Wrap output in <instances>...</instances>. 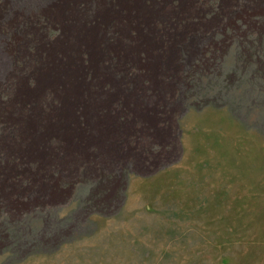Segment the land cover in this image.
Segmentation results:
<instances>
[{
  "label": "rangeland",
  "instance_id": "374dc122",
  "mask_svg": "<svg viewBox=\"0 0 264 264\" xmlns=\"http://www.w3.org/2000/svg\"><path fill=\"white\" fill-rule=\"evenodd\" d=\"M0 264H264V0H0Z\"/></svg>",
  "mask_w": 264,
  "mask_h": 264
},
{
  "label": "bare ground",
  "instance_id": "6f19581e",
  "mask_svg": "<svg viewBox=\"0 0 264 264\" xmlns=\"http://www.w3.org/2000/svg\"><path fill=\"white\" fill-rule=\"evenodd\" d=\"M23 164V163H22ZM16 166V165H15ZM20 169V168H19ZM18 172V171H17ZM21 172V171H20ZM17 177V176H16ZM15 178V177H14ZM20 180V179H19ZM16 187V186H15ZM15 189V188H14Z\"/></svg>",
  "mask_w": 264,
  "mask_h": 264
}]
</instances>
